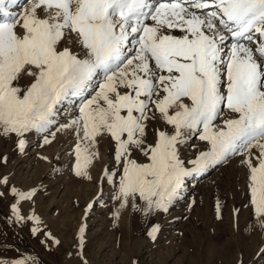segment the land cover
Segmentation results:
<instances>
[{"label":"snow or ice","instance_id":"obj_1","mask_svg":"<svg viewBox=\"0 0 264 264\" xmlns=\"http://www.w3.org/2000/svg\"><path fill=\"white\" fill-rule=\"evenodd\" d=\"M15 4L0 0V137L20 153L32 132L50 144L60 106L79 101L57 129L76 131L75 175L91 179L90 149L110 137L118 168L105 179L121 209L145 216L168 212L185 177L239 155L264 228V0H30L19 16ZM194 135L205 147L189 168L181 148ZM8 191L37 235L39 216L21 212L36 190Z\"/></svg>","mask_w":264,"mask_h":264},{"label":"rangeland","instance_id":"obj_2","mask_svg":"<svg viewBox=\"0 0 264 264\" xmlns=\"http://www.w3.org/2000/svg\"><path fill=\"white\" fill-rule=\"evenodd\" d=\"M29 3L17 0L14 6L24 11ZM78 104L60 106L68 111L57 115L62 120H56L51 128L56 135L50 144L43 143V134L32 132L27 134L25 152L20 153L11 140L0 137V156L7 157L6 163L0 162V178L9 180L7 186L0 185V192L5 193L0 197V262L264 264V228L250 205L248 169L239 155L185 177L166 213L145 216L131 207L121 209L114 199L115 189L104 176L106 170L118 168L110 137H98L90 149L98 153L86 169L91 179L74 173L76 131L57 129L78 115ZM204 147L205 142L194 135L181 148L187 167H192L187 161ZM12 186L36 190L32 201L21 202L22 215L34 210L41 220V231L35 236L30 231L35 226L31 221L15 220L11 204L16 200L8 191ZM154 225H159L155 240L148 235ZM81 227L85 228L82 247ZM46 233L60 243L49 240Z\"/></svg>","mask_w":264,"mask_h":264},{"label":"bare ground","instance_id":"obj_3","mask_svg":"<svg viewBox=\"0 0 264 264\" xmlns=\"http://www.w3.org/2000/svg\"><path fill=\"white\" fill-rule=\"evenodd\" d=\"M20 1V0H19ZM16 3H17V0H16ZM9 11L10 12H12L14 15H17V14H19L20 12H22L23 11V9H22V7H16V6H12L10 9H9ZM66 104H69V105H71V103L70 102H66L65 104H63V105H66ZM63 106L60 108L61 109V111H59V114H61L62 116L64 115V113L66 114L67 113V111L68 110H66L65 109V107L63 108ZM64 109H65V111H64ZM60 115V116H61ZM60 116H57V118H56V120H62V117H60Z\"/></svg>","mask_w":264,"mask_h":264},{"label":"crops","instance_id":"obj_4","mask_svg":"<svg viewBox=\"0 0 264 264\" xmlns=\"http://www.w3.org/2000/svg\"><path fill=\"white\" fill-rule=\"evenodd\" d=\"M76 257H77V256L75 255L74 258H76ZM79 264H81V263H79Z\"/></svg>","mask_w":264,"mask_h":264},{"label":"trees","instance_id":"obj_5","mask_svg":"<svg viewBox=\"0 0 264 264\" xmlns=\"http://www.w3.org/2000/svg\"><path fill=\"white\" fill-rule=\"evenodd\" d=\"M41 260V259H40Z\"/></svg>","mask_w":264,"mask_h":264}]
</instances>
